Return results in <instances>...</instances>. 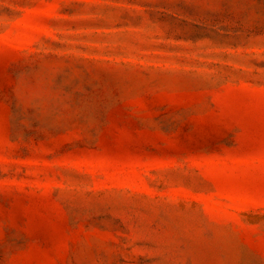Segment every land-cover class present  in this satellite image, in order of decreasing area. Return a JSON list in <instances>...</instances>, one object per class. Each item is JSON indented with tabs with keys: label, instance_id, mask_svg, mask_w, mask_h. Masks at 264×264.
Wrapping results in <instances>:
<instances>
[{
	"label": "rangeland",
	"instance_id": "374dc122",
	"mask_svg": "<svg viewBox=\"0 0 264 264\" xmlns=\"http://www.w3.org/2000/svg\"><path fill=\"white\" fill-rule=\"evenodd\" d=\"M0 264H264V0H0Z\"/></svg>",
	"mask_w": 264,
	"mask_h": 264
}]
</instances>
